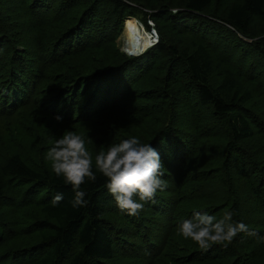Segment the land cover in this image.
Here are the masks:
<instances>
[{
	"label": "trees",
	"instance_id": "1",
	"mask_svg": "<svg viewBox=\"0 0 264 264\" xmlns=\"http://www.w3.org/2000/svg\"><path fill=\"white\" fill-rule=\"evenodd\" d=\"M125 1L135 3L0 0V103L14 111L10 117L32 107L81 135L88 129L96 136L87 144L93 156L119 140L115 126L128 125L159 153L168 187L130 216L96 172L95 182L82 185L87 206L74 209L62 177L12 153L0 167V205L10 208L1 210L0 251L16 224L33 241L0 253V264H264V144L244 145L264 136V111L250 109L247 86L255 83L264 99V39L255 40L254 27L264 26V0L148 6L157 9L150 20ZM214 3L220 8L211 13ZM134 17L148 30L156 23L162 36L132 57L115 43L125 18ZM157 69L164 87L142 86ZM178 95L191 107L187 124L174 106ZM57 194L63 200L54 205ZM197 210L218 219L233 211L249 231L202 249L177 227Z\"/></svg>",
	"mask_w": 264,
	"mask_h": 264
},
{
	"label": "clouds",
	"instance_id": "2",
	"mask_svg": "<svg viewBox=\"0 0 264 264\" xmlns=\"http://www.w3.org/2000/svg\"><path fill=\"white\" fill-rule=\"evenodd\" d=\"M56 119L59 122L61 117ZM45 158L50 162L53 173L71 186L74 193L71 206L74 209L87 206V193L82 190V185L95 182L96 172L106 178L105 187L117 207L130 216L142 212L158 191L168 187V182L163 179L164 166L159 153L150 143H143L136 136L109 144L93 156L85 137L67 130L53 142ZM62 200L63 195L57 194L53 204L57 205ZM234 215L235 212L225 210L218 219L207 211H194L191 219L179 223L178 234L202 249L213 244L230 243L241 232L249 231L247 225L233 220Z\"/></svg>",
	"mask_w": 264,
	"mask_h": 264
},
{
	"label": "rangeland",
	"instance_id": "3",
	"mask_svg": "<svg viewBox=\"0 0 264 264\" xmlns=\"http://www.w3.org/2000/svg\"><path fill=\"white\" fill-rule=\"evenodd\" d=\"M181 1L183 0H134L135 3L127 2V1L125 2L129 5L133 4V6H135L138 9V11H140L148 6L158 7L160 5H166V4L170 5L171 7H177L178 5H180ZM233 1H237V0H233ZM139 2L142 4H140ZM223 3H226V0ZM216 8L217 9L220 8L219 4L214 3V6L210 9V12L214 13L216 11ZM156 10L155 11H152L151 9L144 10L148 12L149 20H150V16H152V14L157 12ZM173 12H177V10H173ZM134 20L137 21L138 26L140 25L139 27L141 28L142 31H144L147 35L153 36L151 37L150 40L151 47L158 44L162 36L161 32L157 29V26H155L156 23H154L153 21L152 23L154 26H152L150 22H148V24L152 26L151 29L148 30L145 28L146 27L145 24L138 17L125 18V21L123 23V28L121 30L119 38L116 40L115 43L116 50L121 52L123 55L128 56V53L134 54V52H131L129 50V45L126 37V26L129 22L133 23ZM254 27L257 37V39L255 40L261 38L264 39V26L259 21H257L255 22ZM152 33L153 34L156 33V36H154ZM163 37L171 40L173 39V34L165 32L163 33ZM184 37H188V35H182L179 38L183 39ZM189 40H192V37H190ZM251 52L252 50L248 52V56L253 55ZM143 53H141V55ZM158 69L160 70V68ZM158 69L155 71L153 70V72H150V75L143 82H141V85L147 88L156 87L155 90L160 91L164 87V84H161L160 82L161 80L156 76L157 74L161 73V71H159ZM162 75H165V71L162 72ZM247 86H249V88L253 90V95H254V100L252 101L250 109L252 111L263 109L264 111V104H262L264 99H262L263 97L259 96L258 92H256L257 91L256 84L248 83ZM258 89L260 90L261 88L258 87ZM1 101L2 103H0V167L3 165V163L6 161L9 155L18 152L25 159H27L29 163H42L45 166L51 168L50 162L47 161L45 158L47 151L50 150V148L53 146V142L59 137H61L65 131L67 130L74 131L75 129L72 126L68 125L67 122H64L62 120L58 122L55 116L52 117L43 112H39V113L35 112L34 108L32 107H28L25 110V112L20 111L17 117H10L12 116L14 111H10V107L7 106V104H3L4 100ZM174 106L175 107L177 106L176 110L180 114V116L185 117L184 122L186 124L193 120V114L190 111L191 107L189 103H187V99H184L180 95H178V97L175 98L174 100ZM31 114L36 115V119H32V122L30 119ZM134 117L135 116H132L130 118H134ZM135 122L136 121H133V119H131L129 120L128 123H132L131 126L135 127ZM8 128L10 129V132ZM223 128H224L223 125L219 126V129L222 131V133H224ZM114 129L116 130L119 137V140H117L115 143H119L122 139L127 138L126 133H130V136H132L131 131L134 130L133 128L129 129L128 125L126 126V128H123V125L120 124L115 126ZM83 136L86 138L87 144L89 143V140H91L92 138L93 140H95L96 137L88 129L87 131L83 130ZM216 140L219 141L218 138H216ZM263 144H264V136L260 134H258L253 140L244 142V145L250 146L251 150H253L254 147L258 148ZM104 149H106V147H104ZM0 206L2 207V209H0V215H1V210L6 212L10 210L9 206H6L5 204H2ZM24 210H29V209L25 208ZM7 216H10V218L12 217L10 214ZM15 217L18 220L21 219V216L19 214L15 215ZM4 240H6V242L1 248L0 251L1 254L9 250H17L30 245L31 242L33 241V237L30 236L29 234L23 233L20 224H16L12 227L11 231L8 232V235L4 237Z\"/></svg>",
	"mask_w": 264,
	"mask_h": 264
},
{
	"label": "bare ground",
	"instance_id": "4",
	"mask_svg": "<svg viewBox=\"0 0 264 264\" xmlns=\"http://www.w3.org/2000/svg\"><path fill=\"white\" fill-rule=\"evenodd\" d=\"M139 26L136 20H134L133 23L129 22L126 26V37L129 50L134 52L136 55H141V53L146 51L148 48H151V36L142 31Z\"/></svg>",
	"mask_w": 264,
	"mask_h": 264
},
{
	"label": "built area",
	"instance_id": "5",
	"mask_svg": "<svg viewBox=\"0 0 264 264\" xmlns=\"http://www.w3.org/2000/svg\"><path fill=\"white\" fill-rule=\"evenodd\" d=\"M150 24H151L152 26H154L153 23H152V21L150 22ZM152 34H153V33H152ZM153 35L156 36V33L153 34ZM151 37H153V36H151ZM152 39H153V38H152ZM128 56H130L129 53H128Z\"/></svg>",
	"mask_w": 264,
	"mask_h": 264
},
{
	"label": "water",
	"instance_id": "6",
	"mask_svg": "<svg viewBox=\"0 0 264 264\" xmlns=\"http://www.w3.org/2000/svg\"><path fill=\"white\" fill-rule=\"evenodd\" d=\"M151 45V44H150ZM130 56H136V54L133 53H129ZM139 55V54H138Z\"/></svg>",
	"mask_w": 264,
	"mask_h": 264
}]
</instances>
